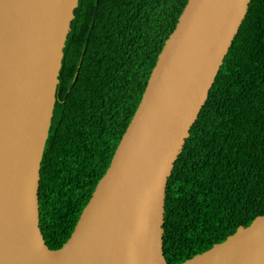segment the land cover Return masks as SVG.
Returning a JSON list of instances; mask_svg holds the SVG:
<instances>
[{
    "label": "water",
    "instance_id": "95a60500",
    "mask_svg": "<svg viewBox=\"0 0 264 264\" xmlns=\"http://www.w3.org/2000/svg\"><path fill=\"white\" fill-rule=\"evenodd\" d=\"M78 0H0V264H264V214L169 263L166 186L250 0H187L140 101L58 249L39 227V169Z\"/></svg>",
    "mask_w": 264,
    "mask_h": 264
},
{
    "label": "trees",
    "instance_id": "16d2710c",
    "mask_svg": "<svg viewBox=\"0 0 264 264\" xmlns=\"http://www.w3.org/2000/svg\"><path fill=\"white\" fill-rule=\"evenodd\" d=\"M187 0H78L39 169V227L70 236ZM164 250L181 261L264 214V0L247 12L173 165Z\"/></svg>",
    "mask_w": 264,
    "mask_h": 264
}]
</instances>
